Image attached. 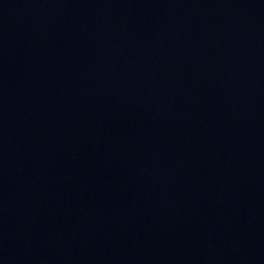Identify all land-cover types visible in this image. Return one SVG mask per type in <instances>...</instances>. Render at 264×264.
<instances>
[{"label":"water","instance_id":"95a60500","mask_svg":"<svg viewBox=\"0 0 264 264\" xmlns=\"http://www.w3.org/2000/svg\"><path fill=\"white\" fill-rule=\"evenodd\" d=\"M0 264H264V0H0Z\"/></svg>","mask_w":264,"mask_h":264}]
</instances>
